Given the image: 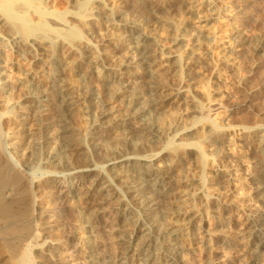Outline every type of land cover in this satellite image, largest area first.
Listing matches in <instances>:
<instances>
[{"label": "bare ground", "instance_id": "obj_1", "mask_svg": "<svg viewBox=\"0 0 264 264\" xmlns=\"http://www.w3.org/2000/svg\"><path fill=\"white\" fill-rule=\"evenodd\" d=\"M17 1L0 0V122L11 126L0 130V240L9 263L33 264L35 252L34 262L72 264L80 241L86 264H191L189 242L210 252V218L222 227L225 244L260 256L262 162L250 172L256 195L241 204L244 217L232 235L223 226L233 220L217 217L235 208V200L223 197L240 198L236 183L242 178L217 148L228 146L226 128L208 127L212 101L203 104L193 95L195 69L215 39L195 33L183 61L192 69L179 59L183 34L176 31L173 49L161 52L150 32L155 22L141 15L180 9L206 23L216 21L220 2L122 0L124 12L110 0H72L74 7L51 16L43 6L48 0H30L26 10L20 6L27 0H19L20 6ZM227 32L234 34L223 35L228 42L217 46L221 64L242 52L260 54L264 64V34L249 48L236 28ZM22 65L29 70L19 74ZM104 98L115 103L97 112ZM182 111L192 114L187 122ZM44 112L54 123L51 142ZM73 114L88 120L83 137L69 122ZM251 132L252 146L264 155V130ZM53 228L67 234L58 237Z\"/></svg>", "mask_w": 264, "mask_h": 264}, {"label": "rangeland", "instance_id": "obj_2", "mask_svg": "<svg viewBox=\"0 0 264 264\" xmlns=\"http://www.w3.org/2000/svg\"><path fill=\"white\" fill-rule=\"evenodd\" d=\"M18 1L16 2V5H18ZM110 1L112 6H119L120 8L123 6L122 0ZM218 1L220 2L217 3L219 9L216 10L214 16L216 21L213 20L206 23H199L198 20L188 18L189 14H187L185 10L180 9L176 10L177 12L172 11L171 13L158 10L157 13L155 12V16L152 17L148 14H145V12H142L141 15L146 21H151V24L155 22L153 27L150 28L154 29L150 32L152 37H157V40L161 46V52L172 50V40L174 39L175 34L179 31L180 35L183 34L181 38L182 43L180 45L185 46V48L179 49V59L181 60V64L191 67L192 69H194V67H192L190 64L185 65L186 63L183 61L185 59V55L191 49V43L193 42L195 33L198 32L200 35L213 38V40L215 39L214 42L210 44L207 43L208 46L211 47L207 60L201 61L199 67L195 69L197 81L195 88H197V91H195L193 95L198 102L203 104L206 102V99H210L212 101V108L208 110L205 115V117L209 118L210 120L213 119V123L210 122L208 127H212V124L216 123L217 125L221 124L226 128L223 133V135L225 134L223 138L224 141H228V139H230L228 146L226 144H220V146H217V148L219 151H224L227 153V156L224 157V159L226 158L228 163L230 161L233 165L230 169L231 172L235 173L237 178H242L241 181H239L240 185L239 183H236V185H238V190L240 191L239 193H242V195L239 196L240 198L233 199L230 193L225 194L223 197V200H235V202H237L235 208H230L227 210V212L219 213V216L217 215L218 219L219 217L220 219L221 217L224 219L228 216V218L233 220L225 225V227L223 226V229H226L227 234L232 235L236 226L241 223L244 217V215H242L244 210L242 206L243 201L247 202L251 200V198L253 199V196L256 195L252 190V186H254L256 181L254 182L251 180L250 172L257 163L261 162L263 163L264 170V155L261 151H259V149H257V147L252 146L251 141L249 140V136L252 134L251 131L254 128H260L264 130V64L262 63L260 54L250 55L248 52L249 49L248 51L246 49L249 54L242 52L238 53L236 57L229 56L228 59L235 58V61L230 60L227 61V63L221 64L219 62L222 61L220 60L221 48L217 46L223 42H228L229 39L224 38L223 35H229V33L234 34V32H227L233 28H236L241 33L240 35L246 38L249 48L257 45L264 34V0ZM30 2L32 4V1L30 0H27L24 4H21L22 2L19 1L18 6L21 4L22 6L20 7L24 8L23 10H26L27 8L31 7ZM157 3L164 5L165 2L164 0H157ZM43 6H46L44 7L45 11L47 10L46 13H49V15L60 16L66 9L69 10L71 7H74V4L72 0H48ZM121 9L124 12H127V7ZM42 10L44 9L42 8ZM74 54L75 53H73V55ZM230 63L236 64L233 66L234 70L229 66ZM20 68L21 69L19 72H17L19 74L29 70L28 65H22ZM69 77L74 81L77 79L75 76ZM73 83L74 85L78 84L76 82ZM92 86H95L96 90L101 89L95 82H92ZM114 103V101H107L104 98L103 102H101L97 107V112H101L102 110L113 107ZM217 105H219L220 108L218 110H214ZM0 111H2L1 107ZM191 115L192 114H189L187 111H182L181 114H179V116L183 118V121L186 122ZM42 116V122H44V126L46 125L45 128H48L46 129V132H48L47 136L51 137L52 135V137L49 139V142H51L53 141L54 133H50L53 132L50 130L54 129V123L49 119H51L52 115L50 112H44ZM68 118L75 132L83 137L85 135L84 132L86 130L88 120L81 119L79 114H73ZM96 118L99 119L98 116H96ZM3 122L6 123L4 126L5 128L2 127L4 125ZM26 123L29 124L30 122ZM29 125H31V123ZM8 128H11L10 123H8L6 120H1L0 130L6 132V129L8 130ZM245 129H250V132L247 133L248 130ZM212 150L213 149L211 147H206L204 149L206 154H210ZM81 208L82 207H80V209ZM215 221V219L211 220L210 218L207 221L208 225H206L210 232L213 233V238L210 242V252H205L200 247V245L196 244V241H192L191 243L189 242V244H191L189 247L194 249L188 255V259L190 260L191 264H207L208 261L211 262V264H255L257 261H260V264H264V248L260 249V256L254 257L247 253L246 250L241 246L236 244H225L222 236H220V232H218L222 227L217 228ZM58 223L60 224V222ZM58 223L54 225L58 226ZM56 229L53 228V232L59 233L60 230L57 231ZM66 234V232H63V234L59 233L57 235L58 237L63 238V236ZM53 235L57 236L56 234ZM99 237H102V234L99 235ZM98 240V242H95V245L97 244L96 246L102 251V241H100V239ZM77 243L79 245L75 250L77 256L74 257L77 258L72 261V264L73 262L74 264H86L83 260L84 256H82L84 255V247L80 241ZM2 244L3 242L0 240V264H10L13 261L8 255L9 252L5 251L6 249H3ZM3 246H5V244H3ZM96 248V252L98 250L101 252L100 249L97 248V250ZM120 249L121 247L117 245L114 254H118L119 251H121ZM33 253L31 255L33 264H41V259L37 260L36 262L33 261L34 258L37 259L34 257L36 256V253ZM78 253H80L81 256L78 255ZM32 256L34 257L33 259ZM9 259L11 260L10 263ZM79 261L81 262L79 263ZM257 264H259V262Z\"/></svg>", "mask_w": 264, "mask_h": 264}]
</instances>
